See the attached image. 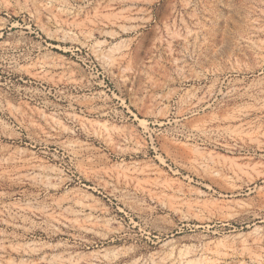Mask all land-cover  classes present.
<instances>
[{
  "label": "rangeland",
  "instance_id": "obj_1",
  "mask_svg": "<svg viewBox=\"0 0 264 264\" xmlns=\"http://www.w3.org/2000/svg\"><path fill=\"white\" fill-rule=\"evenodd\" d=\"M0 264H264V0H0Z\"/></svg>",
  "mask_w": 264,
  "mask_h": 264
}]
</instances>
